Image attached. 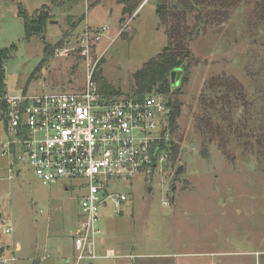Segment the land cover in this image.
I'll use <instances>...</instances> for the list:
<instances>
[{"label": "rangeland", "instance_id": "obj_1", "mask_svg": "<svg viewBox=\"0 0 264 264\" xmlns=\"http://www.w3.org/2000/svg\"><path fill=\"white\" fill-rule=\"evenodd\" d=\"M61 1L44 33L24 39L19 8L33 16ZM157 1L144 0L121 20L115 0L90 8L84 0H0V49L16 46L5 64L7 96L80 90L98 63L105 81L130 93L131 75L168 44ZM235 1L222 21L211 19L188 42L187 80L169 96L180 107L165 141L178 148L175 161L166 150L149 175L112 182V189L130 195V204L121 215L105 212L100 227L104 248L122 259L90 264H264V0ZM68 15L84 19L71 28ZM105 26L96 42L91 36ZM213 81L239 87L225 97L221 87L209 89ZM7 163L0 150V264H65L55 253L71 244L83 182L67 190L63 182L44 186L26 169L7 181ZM6 227L12 231L2 234Z\"/></svg>", "mask_w": 264, "mask_h": 264}, {"label": "built area", "instance_id": "obj_2", "mask_svg": "<svg viewBox=\"0 0 264 264\" xmlns=\"http://www.w3.org/2000/svg\"><path fill=\"white\" fill-rule=\"evenodd\" d=\"M106 29L91 37L102 40ZM83 43L85 56L86 36ZM91 74L74 92L0 98L5 106L0 109L4 138L0 150L8 162L6 180L26 169L44 186L63 182L74 188V182H83L79 186L85 193L68 264L122 259L119 252L104 248L100 227L105 212L121 215L130 204V195L112 189L116 185L112 182L152 173L162 159L157 144L169 135V109L162 95L149 94L139 101L125 95L105 96ZM11 231L6 227L2 233Z\"/></svg>", "mask_w": 264, "mask_h": 264}, {"label": "trees", "instance_id": "obj_3", "mask_svg": "<svg viewBox=\"0 0 264 264\" xmlns=\"http://www.w3.org/2000/svg\"><path fill=\"white\" fill-rule=\"evenodd\" d=\"M69 1V0H67ZM87 3V8L98 3V0H84ZM144 0H115V3L118 6L122 7L121 10V20L124 16L131 17L136 10L139 8ZM168 0H158L155 3L156 6V16L158 21L165 25L166 35L168 38V44L159 55L155 56L153 59L147 61L142 65L140 69L130 77V93L123 94L120 90L115 89L105 81L100 70H96L99 63L96 65L92 71L91 79L96 84L99 92L103 95L110 96H122L131 97L134 100H141L144 96L156 93L162 95L166 98L165 102L169 109V126L168 134L171 135L173 131V126H175L176 117L179 115L180 107L171 102L169 99L170 91L173 87L178 85L181 87L185 84L187 80L188 73V62L191 57V53L188 49V42L191 41L194 36L199 34L201 27H204L206 24L213 21H222L227 15V11L232 6H235V0H177L173 3H167ZM65 1L56 2V5L53 7L43 5L40 7V10L36 11L33 16H29L25 9L19 8V17L22 20V25H24V39L28 40L31 37H38L44 33L46 28V23L51 19L52 8L59 7L58 9L62 10V5L65 4ZM54 4V3H52ZM217 8H222L223 11L216 10ZM209 9V10H208ZM211 10V11H210ZM194 14L193 22L194 26L190 28L188 25V17ZM73 16H66V23L73 28L76 24L80 23L84 16L77 18L73 22ZM50 46L44 44L42 53L44 57L48 56ZM16 50V46L12 45L9 49H0V98H4L7 95L6 85H5V64L9 60V56L13 51ZM47 58V57H46ZM43 58L42 61H44ZM182 70L181 77L178 84H176V78L173 82L171 81V74L175 71ZM209 83V89H214L215 87H221L223 90V96H228L231 93V89H236L239 86L232 84L229 86L225 82L223 84L219 81ZM234 85V86H233ZM179 87V88H180ZM235 92V91H234ZM230 95V94H229ZM221 97H219L220 99ZM224 98V97H222ZM225 100V98H224ZM5 108L3 101L0 100V109ZM210 119H208L204 126L208 127L210 132ZM159 150L168 151V156L170 162H174L178 154V148L174 146L173 143L169 141L166 144L164 141L158 142Z\"/></svg>", "mask_w": 264, "mask_h": 264}, {"label": "crops", "instance_id": "obj_4", "mask_svg": "<svg viewBox=\"0 0 264 264\" xmlns=\"http://www.w3.org/2000/svg\"><path fill=\"white\" fill-rule=\"evenodd\" d=\"M146 3H143L142 5H140V7L138 8V10H137V12L142 8V7H144L143 5H145ZM136 12V13H137ZM87 26H92V27H95V24H91V25H87ZM65 186V189L67 190V189H69V188H71V187H68V186H66V185H64ZM84 190V189H83ZM84 193H85V190H84ZM84 193L82 194V196L84 195ZM81 196V197H82ZM80 215V212H79V214H77V216H76V218H75V222H74V225L72 226V228H71V230H70V238L72 237L71 235L73 234V231L75 230V228H76V226H77V221H78V219H79V216ZM3 234V233H2ZM19 247V245L17 244V246H16V248H18ZM72 251H73V249H72V238H71V244L70 245H68V246H57V249H56V255L58 256V257H60V258H62L63 260H64V262H65V264H68V262H67V260H68V258H70L71 256H72Z\"/></svg>", "mask_w": 264, "mask_h": 264}, {"label": "water", "instance_id": "obj_5", "mask_svg": "<svg viewBox=\"0 0 264 264\" xmlns=\"http://www.w3.org/2000/svg\"><path fill=\"white\" fill-rule=\"evenodd\" d=\"M182 74V71L179 70V71H175L171 74V81L173 82L174 78H176V84L179 82V79H180V76ZM206 152V149H204L202 152H201V155L204 156ZM182 171V168H178L176 174L180 173Z\"/></svg>", "mask_w": 264, "mask_h": 264}]
</instances>
